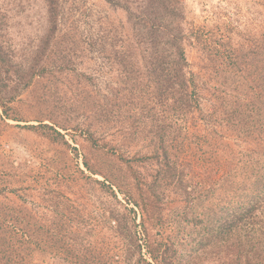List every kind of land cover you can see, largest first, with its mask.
<instances>
[{
    "label": "trees",
    "instance_id": "16d2710c",
    "mask_svg": "<svg viewBox=\"0 0 264 264\" xmlns=\"http://www.w3.org/2000/svg\"><path fill=\"white\" fill-rule=\"evenodd\" d=\"M105 1L114 10L122 9L130 33L122 36L116 27L108 30L100 24L95 30L98 38L89 41V48L111 61L113 69L119 71L116 80L81 72L90 87L78 88L72 104L61 102L55 89L53 111L44 113L54 124L31 127L51 130L43 132L50 139L64 138L54 126L67 129L70 124H57L58 116L70 119L89 112L93 126L86 130L89 150H84L83 164L92 175H101L104 180L89 176L80 166L73 179L100 183L111 195L108 203L114 200L122 205L119 194H123L142 213H148L155 223L153 228H157L151 235L145 226L151 260L142 253L144 247L134 231L136 220L129 216L136 209L127 204H123L126 213L122 215L116 207L110 208V219L116 222L114 231L119 235L117 241L124 247L121 254L102 255L84 243V237L78 240L71 229L77 223L76 216L63 213L52 218L45 260L54 264H264V25L245 32L243 37L226 22L224 27L194 31L185 25L183 0ZM42 2V26L45 22L46 32H39L41 39L32 47L19 49L14 36H9L12 25L7 23L8 13L0 18V105L7 118L13 120L26 119L13 108L14 101L36 77L49 71L45 64L53 43L61 52L62 38L69 42L61 56L63 61L54 62L61 71L76 69L73 58L86 50L69 40V32L62 36L58 32L66 15L63 0ZM18 6V11H24V5ZM189 44L196 45L206 61L207 79L201 85L191 68ZM209 80L215 86L207 88ZM206 89L215 99L210 109L202 106ZM49 101H43L46 107H50ZM98 123L104 127L100 133L96 129ZM105 125L121 129L123 138L107 140ZM73 127L77 130L80 125ZM218 127L244 141H257L258 145L225 153L228 144H222L221 137V145L217 144L212 137L217 135ZM136 132L150 137L156 150L143 157L129 156L121 142L133 140ZM148 153L159 164L155 173L149 174L151 178L139 170ZM185 155L189 162H183ZM198 162L205 165L206 182L189 174L193 163ZM169 187L186 200L182 216L177 213L172 218L179 223L176 233L159 205ZM63 208L65 213L70 210L69 206ZM60 247L65 254H57ZM22 251V256H26V251ZM15 259L7 257L0 264H26Z\"/></svg>",
    "mask_w": 264,
    "mask_h": 264
},
{
    "label": "rangeland",
    "instance_id": "374dc122",
    "mask_svg": "<svg viewBox=\"0 0 264 264\" xmlns=\"http://www.w3.org/2000/svg\"><path fill=\"white\" fill-rule=\"evenodd\" d=\"M10 1L12 2V0H0V18L2 14L8 13L7 23L12 25L9 27V36H14L12 39L19 49L26 48L28 45L32 47V43H39L41 39L38 36L39 32L42 30L43 32L40 34L46 32L45 22L42 26L45 11L42 0H31L30 3L29 1L14 0L11 4H7ZM183 2L186 11L185 25L190 30L198 31L201 28H213L216 25L224 27L223 22H226L231 23L235 32H241L239 36L243 37L245 32H253L264 25V0H183ZM63 3L66 15L60 23L58 31L60 36L64 32L66 34L69 32L71 34L69 35L70 41H76L86 48L82 55L73 58L76 69L73 70L70 67L61 71L54 66L55 60L60 63L63 61L61 56L64 47L68 48L69 42L63 37L61 52L59 47L54 46L53 43L50 47L52 50L46 57V64L44 61L49 71L36 77L32 85L14 101L13 108H17L18 112L26 119L18 121L7 118L0 105V260L5 261L7 257L15 256V260L26 262V264H32V262L54 264L52 260H45L48 256L47 248L50 246L47 232L53 229L52 218L63 213L76 216L74 219L77 223L71 229L79 238L78 240L84 237V243H89L90 247L95 248H92L93 250L102 255L121 254L124 247L117 241L119 235L115 234L116 222L110 219V208L116 207L122 215L126 213L123 204L136 209V212L129 216L136 220L137 226L133 227L144 247L142 253L150 259L146 247L145 226L149 228L148 231L151 235L157 228H153L156 226L148 218V213L146 212V215L142 213L140 207H137L123 194H119L122 205L114 200L108 203L109 191L104 189L100 183L73 179V173L76 172L78 166L86 170L83 164L84 150H89L86 130L93 126L92 118L88 116L89 112L70 119L65 118L64 115L58 116L60 123L56 122L57 124H70L67 129H62L56 124L54 126L63 134L64 138L57 136L55 140L50 139L43 132L51 133V130L43 127H38V129L31 127L40 126L42 123L54 124L55 121L46 119L44 113L53 111L52 98L54 99L53 91L55 89L58 90L61 102L72 104L74 97L78 95V88L90 87L89 80L86 76L81 75V72L95 75L98 79L116 80V74H119V71L116 68L113 69L111 61H107L103 54L97 55L98 51L93 52L91 47L89 48L91 39L98 38L95 36V30L100 24H103L108 30L110 27H116L122 36L130 33L122 9L114 10L105 0H63ZM18 4L25 6L24 11L17 10H20ZM74 34L76 35L73 37ZM187 54L191 68L197 74V80L201 85V81L207 79L204 68L206 61L203 59V54L196 45L190 44L187 46ZM68 56H70L69 52ZM215 84L213 80H209L207 88L213 87ZM202 96V106L210 109L215 99L210 98L211 95L207 89L203 90ZM47 98L51 100L49 101L50 107H46L43 103ZM77 123L80 128L75 130L73 126ZM105 126L107 130L104 134L107 140L123 138L124 133L121 129L112 125ZM103 128L100 123L96 125L99 133ZM212 137L217 144H220L219 137H221L222 144H228L225 153L228 151L242 152L246 149H254L258 145L257 141H244L224 132L220 127H218L217 135H212ZM62 139L67 142L64 143ZM121 145L124 151L130 152L129 156L131 157L136 154L143 157L144 153L156 150L151 138L140 132H136L133 140L121 142ZM191 154L188 153V155ZM147 155V159L143 158L141 161L139 170L151 178L150 175L155 173L159 164L152 153ZM188 157L185 155L183 162H189ZM193 168L189 170V174L206 182L205 165L202 162L193 163ZM86 173L95 179L104 180L101 175H92L88 170ZM159 205L163 207L164 214L169 217L171 227L176 233V226L179 223L172 218L177 213L182 216L186 200H183L182 196L169 187L166 195L161 196ZM63 206H69L70 210L67 213L63 212ZM81 218H86L88 225H86V219L80 222ZM144 220L145 222H143ZM183 225L184 223H182ZM37 238H41V241H36ZM63 247L59 248L57 254H65ZM22 249L26 251V256H22L24 253ZM3 254H8V256L5 258ZM11 254L14 255L10 256ZM28 255L32 256L28 257ZM68 264L72 263L68 262Z\"/></svg>",
    "mask_w": 264,
    "mask_h": 264
}]
</instances>
